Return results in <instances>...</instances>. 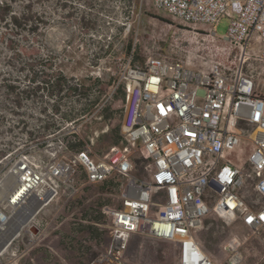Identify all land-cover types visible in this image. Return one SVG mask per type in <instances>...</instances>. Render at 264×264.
Wrapping results in <instances>:
<instances>
[{"label": "built area", "instance_id": "built-area-1", "mask_svg": "<svg viewBox=\"0 0 264 264\" xmlns=\"http://www.w3.org/2000/svg\"><path fill=\"white\" fill-rule=\"evenodd\" d=\"M151 1L182 32L144 67L125 57L112 84L113 92L125 84L121 141L96 159L55 151L48 161L22 155L11 165L18 180L0 199V264H19L20 238H40L37 216L49 205L107 179L119 181L121 202L103 204L110 240L89 264H134L126 249L135 234L173 242L177 264H241V233L224 243V262L206 251L198 236L206 218L264 228V0ZM223 17L229 26L219 35ZM138 151L145 178L135 174ZM249 188L258 195L252 202ZM22 206L28 218L13 233Z\"/></svg>", "mask_w": 264, "mask_h": 264}, {"label": "rangeland", "instance_id": "rangeland-1", "mask_svg": "<svg viewBox=\"0 0 264 264\" xmlns=\"http://www.w3.org/2000/svg\"><path fill=\"white\" fill-rule=\"evenodd\" d=\"M61 4L60 22L49 26L46 30V42L59 53V63L68 69L70 76H75L74 82L80 81L86 73H90L93 77H100L105 84L111 80L96 111L106 103L111 104L113 117L103 123V118L94 117L95 112H92L81 121L69 123L68 129L58 134L55 140L50 141L48 149L28 155L32 159L48 161L54 158L52 152L58 151L59 154L69 157L70 154L62 151L60 146L66 144V136L73 138L69 133L74 130L79 136L86 138L95 135V132L99 133L95 137L94 144L90 143L87 147L88 154L96 159L110 145H113H108L107 139L103 141L102 138L111 132L112 127L121 125L124 114V103L121 99L113 97L112 84L117 82L124 67L125 39L132 38L140 53L147 58L150 54L170 50L171 39L181 34L182 25L163 10L155 8L151 0H140L139 5L134 3L132 6L128 4L126 6L124 0H113L110 1L112 11L105 9L100 11L98 30L91 37L90 34L81 32L77 22L79 0H61ZM143 9L146 10V14L141 15ZM228 26L229 19L223 17L218 23L217 33L225 34ZM106 49L111 51L104 54L103 50ZM44 98L52 100V97L48 95ZM28 111L33 115L37 114L32 108ZM136 156L137 161L141 160V162H137L135 174L140 178H145L147 173L144 166L147 159L142 151H138ZM20 157L22 156L17 159ZM8 172L9 168L0 173V188L11 175ZM81 174L84 175V171ZM97 191L96 189L92 191L93 195L89 197L90 193L84 192L83 189L77 196L85 195L88 201H92L97 196H103L105 203L120 205L118 189H114L112 193ZM246 195L249 202L258 198L257 193L251 188ZM2 197L4 198V195H0V199ZM75 199L66 201L61 198L37 216L38 220L43 223L45 231L32 243L28 242L26 236L20 238L18 242L20 245L19 264H89L96 257L95 255L108 245L110 229L107 224L108 218L105 216V221L98 223V226L106 232L105 239L102 237V240L98 242L88 237L78 236L83 245L88 247V253L82 256L78 250H75V253L71 252L72 247L78 245L77 242L71 241V237L74 236L73 224L78 220L87 222L79 218L81 206ZM235 232L241 233L245 240L242 247L244 257L241 264H264V228L253 230L242 226L239 222L226 224L221 218L209 215L204 227L198 231V236L206 251L217 261L224 262L226 254L223 245ZM209 235L218 242H209ZM126 254L134 264H177V250L173 242L157 240L140 234L133 235L127 245ZM79 256H82L80 260Z\"/></svg>", "mask_w": 264, "mask_h": 264}, {"label": "trees", "instance_id": "trees-1", "mask_svg": "<svg viewBox=\"0 0 264 264\" xmlns=\"http://www.w3.org/2000/svg\"><path fill=\"white\" fill-rule=\"evenodd\" d=\"M110 1L113 0H79L77 22L83 34L95 35L100 11H112ZM139 2L124 0L126 6L139 5ZM61 8V0H0V173L10 168L19 156L48 149L50 141L68 129L71 122L81 121L92 112H95L94 117H102L103 123L113 117L111 104L106 103L96 111L111 80L105 84L100 77L86 73L80 81L74 82L75 76H70L68 69L59 63V53L46 42V30L60 22ZM143 14H146L144 9ZM103 51L107 54L111 50ZM123 52L126 56L132 54L133 65H146L147 58L132 38L125 39ZM45 95L52 100L45 99ZM113 97L125 102L123 82L119 83ZM30 108L37 114H30ZM69 134L73 138L66 136V152L87 150L89 137H81L74 130ZM121 138L118 124L102 139H107L110 145L118 144ZM118 185L119 181L107 179L85 186L84 192H89L90 197L95 189L102 193L118 189ZM75 198L81 206L79 218L87 222L78 220L73 224L71 241L78 245L73 246L71 252L78 250L83 256L88 253V247L78 236L98 242L105 237L106 232L98 226L105 221L102 212L105 199L97 196L88 201L85 195ZM208 241L218 242L210 235Z\"/></svg>", "mask_w": 264, "mask_h": 264}, {"label": "bare ground", "instance_id": "bare-ground-1", "mask_svg": "<svg viewBox=\"0 0 264 264\" xmlns=\"http://www.w3.org/2000/svg\"><path fill=\"white\" fill-rule=\"evenodd\" d=\"M17 180H18L17 175L11 173V175L7 178L6 182L4 183L3 187L0 188V195L2 196L4 195V197H6L16 185ZM25 209L26 208L24 206L18 208L15 217L12 219V225L13 227L15 226L13 233H15L18 230V228H20L27 221L28 215L24 216L23 213Z\"/></svg>", "mask_w": 264, "mask_h": 264}]
</instances>
